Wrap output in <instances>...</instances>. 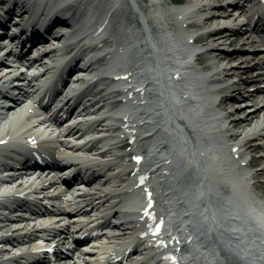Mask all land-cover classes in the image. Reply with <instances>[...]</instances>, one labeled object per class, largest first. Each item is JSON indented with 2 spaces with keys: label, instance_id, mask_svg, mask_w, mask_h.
<instances>
[{
  "label": "bare ground",
  "instance_id": "obj_1",
  "mask_svg": "<svg viewBox=\"0 0 264 264\" xmlns=\"http://www.w3.org/2000/svg\"><path fill=\"white\" fill-rule=\"evenodd\" d=\"M5 1L7 7L4 6L0 16L3 19L11 17L12 20L19 16L23 17L25 36L42 40L47 38L53 19L58 17L63 19V13L59 12V7L70 0ZM187 2L188 4L184 7L178 6L166 9L163 7L162 0H151L153 10L150 17H148L146 16L147 9L144 6L141 7L139 0H103L101 10L104 14L99 18L98 23L105 21L97 24L96 27L93 26L95 31H92L94 33L91 37L89 36V40L95 42L94 39L98 40V35L103 29L111 30V27L116 25L114 21L116 19L119 24L114 29L113 39H106V46L103 45L104 42L101 39L97 41V44L100 46V53H108L113 47L118 50L112 54L110 59L106 60L108 65L106 64L103 67L104 69H100V71L103 70L102 76L97 77L99 71L95 67L97 64L103 66L104 61H102V58L93 60L85 69L92 76V81L96 77L98 78L95 79V83L89 84L90 92L88 90L81 92L78 97L67 94L66 106L74 110L69 116L70 121L62 123L61 126H67L65 130L61 131V134L64 135L62 137L65 138L50 137L51 133H49L47 134L49 140L42 139L45 134L41 132L37 134V130L34 132L33 126L24 128V126H27L24 120L26 115H21V112L15 110L13 112L16 113L12 119H8L6 123L0 122V160L4 158L2 162L7 165V159L14 156L17 150L16 147H24L26 150L33 147L48 150V147H50L52 149L51 153L55 156L59 155L65 163L71 165L67 167L68 169L73 168L79 174L82 172L81 175H85L84 179L88 181L97 177L100 178L101 170L114 167L123 168L119 173H116L115 169L110 174L108 172L109 176L102 185L108 188L105 190L102 187L90 189L89 192L84 193L88 203L79 202L69 210L70 212L62 214L65 216L72 214L71 217L75 222H78L77 227L91 229L93 223L99 224L98 230L96 229L97 238L93 240V243H96L99 247H97L98 249H90L93 258L102 255L106 259L111 251L124 252L128 237L131 234L133 236L131 235L132 240L130 241L132 242L130 245L133 242H139L140 244L141 241L145 240L142 244L145 246V251L152 250L161 253L164 250L170 251L173 249L175 252L179 245L188 244L187 237L184 238L182 232H186V230L181 229L179 231L180 236L183 237L180 242L176 240L174 244H169L171 240L174 241L175 239L171 237L166 226L174 227L172 231L176 232L181 227L192 225V221L197 218L198 221H195L194 225L198 223V226L196 228L192 227L200 233L202 252H207V254L209 251L213 252L215 246H218L217 241H222L230 250V255L235 259L230 256L222 259L212 258L211 260L201 257L198 258L197 264H258L257 262L261 263V261V264H264V203L254 201L253 197L249 198L247 194L248 180H254L253 190H260L261 193H264V183H260L261 177L264 176V153L260 157L250 158L246 165L247 167L256 168V171L244 178L235 177L237 181L239 180V186L234 187V189L231 188V193H228V196L223 195L227 193L230 187L225 184V181L228 180L227 170L231 156L229 151L236 149L238 151L236 153L237 158L234 159L239 161L245 159L247 154H253L264 149L261 142H254L259 137L264 139V99L262 101H252L244 96V100L250 103L247 102L243 106H234L231 109L222 106L228 103L229 93L235 91L236 83L220 77V74L232 77L234 74L233 68L225 66L219 69V65L223 62L232 63L240 57L237 56L239 54L237 50L226 53L218 45L216 46V44L223 45L226 41H230L231 45H241L244 48L245 45L255 42L252 36L247 34L248 30L245 31L246 34L240 30L244 26L243 22L240 21V17L227 14L226 10L215 5V2L207 3L212 8L199 6L198 0L196 2L195 0H187ZM74 3H78V1L75 0ZM98 6L92 4V12H90L92 15L88 14V16H100L102 13L99 15ZM259 7L261 11L255 19V23L257 27H262L264 26V5L260 4ZM193 9L199 14L208 10L222 11L224 14L216 16L212 13L200 19L199 22H193L192 20L188 22V19H192ZM13 11L16 14L9 13ZM116 12H118V16ZM184 16H188V18H185L186 21L183 18ZM139 18L142 26L138 23ZM89 21L91 22V19ZM88 22H85L86 26L80 29V36L82 32H88L87 28L90 25ZM186 22L187 24H185ZM61 24L65 25L67 21L62 20ZM197 26L202 31L206 30L205 27H211L210 30L203 32L196 38L197 42L207 47L205 51L200 53L196 52V48L198 50L199 47L191 46L189 42V39H191L189 29ZM62 29L64 28L60 27L58 31ZM175 29H179V31ZM65 31H70V29L65 28ZM103 33H106V31ZM8 44L13 46L11 42H8ZM41 45L50 46L49 41L44 40ZM80 52H76V54L78 55ZM253 52H256L255 48ZM49 53L55 57L65 56V50L63 52L61 50L49 51ZM213 53L215 57L211 60L208 56H212ZM74 59L64 64L63 74L57 81L58 86L64 80L66 73L68 74V70L72 68ZM53 63L57 65L58 60H54ZM263 66L264 60L262 59L257 60V63L249 68H263ZM42 67V72L34 76L38 79L37 82L45 78L48 79L56 70V67ZM125 67L129 71L124 70L123 72L122 69ZM85 70H80L77 73H83ZM213 70L215 72L211 79L210 77L197 75L201 74L202 71L211 72ZM120 73L126 74L127 77H122L123 75ZM126 79L127 81H125ZM207 81L221 85L214 88L206 85ZM241 81L243 83L248 82L245 78ZM125 82L126 84H124ZM85 83L88 84L89 82ZM260 90L264 93L263 84H257L252 92ZM19 91L21 96L28 98L25 90L20 89ZM78 91L81 90H76V92ZM86 92H88V96H86ZM129 95H132L136 104H132L134 105L131 115L133 118L131 120L128 118L129 120L126 121L125 118L128 113L123 118L117 117L114 114V108L130 103L132 99ZM120 96H128V100L124 102L123 99H118ZM217 96H219L218 99ZM79 103L80 105H78ZM16 104L18 108L24 105L20 101H17ZM82 105L85 106L83 112L90 109L87 115H98L106 109L109 111H106L107 115L101 114L100 117L92 120L79 119L80 114L76 116L75 111ZM217 108L222 109L221 113L217 114L221 115L218 119L215 116ZM123 110L127 111V109ZM223 111L225 113H222ZM243 113H245L244 116ZM128 117L130 116L128 115ZM71 118L74 120L71 121ZM226 120H229V122ZM106 121H112V123L102 125V129L96 127ZM225 122H227V125L224 124ZM120 123H129L128 127L133 128V130L131 133L125 130L122 131L118 137H115L111 143L106 145L108 147L100 148L99 154L104 158L110 157L111 159L91 160L89 157L80 154V152L69 155L66 150L76 149L75 151H78L80 149L81 151L82 147L92 148L101 142H106L108 137H92L90 133L93 131L99 133V130L110 134L115 133L121 130ZM72 135L74 138L77 137V141H73ZM83 141L85 142L82 144ZM209 144L212 146L211 149H209ZM63 147L65 149H61ZM126 149H130V151L122 155L117 153V151ZM136 157L138 160H136ZM32 160L34 162L43 161L38 156L32 158ZM186 163L195 165L197 171L193 170L195 168L184 167ZM147 166L150 168H147ZM151 168L153 169L151 173H143L144 170L148 171ZM172 170L173 173L170 172ZM108 171H111V169ZM235 171L237 170L235 169ZM168 174H174V176L169 178L167 177ZM241 175L239 174V176ZM126 177L128 180L133 178V181L128 182L127 185L119 186L121 182H118L117 179L122 181ZM127 179L125 180L127 181ZM142 181L146 185L137 188V198H135L137 203L134 202L133 206L129 207L130 209L127 208L125 213L115 206L113 212H95L94 214H98L97 217L94 219L91 217L89 210L93 211L97 208L96 211H100L105 205L104 200L121 198L126 194L130 196L126 191H119L120 188L125 190L130 184L133 183L132 186H136ZM152 191V195L157 196L158 200L152 199V197L149 199L148 194ZM165 191L171 192L173 195L167 194L165 196L163 193ZM184 194L189 195L187 201L194 202L190 209H194L195 204L198 203L207 210L206 215L210 220V224L213 225V236L217 240L210 238L207 234V230L203 226L205 222L201 216L196 218L188 217V215L182 216L181 214H175V217L171 216L172 208L175 209L174 205L176 203L183 205L181 200L184 199ZM153 201H155V206L151 208L149 205ZM161 201L167 202L168 212H166L167 204L164 206L160 203ZM107 203L111 204L109 201ZM160 209L168 213V216H170L169 221L162 217L163 213L161 214ZM112 214H117L118 220L113 221L111 219ZM87 216H90V218L87 219ZM42 218H44L43 220L46 219L44 216ZM213 218H218V223L227 228L218 227ZM50 220L56 219L51 218ZM200 221L201 224H199ZM183 224H186V226ZM102 226L106 229H101ZM143 226L150 230V234L155 229L158 230V233L138 239L142 233L135 232H138V229H142ZM114 232L117 234L114 235ZM234 235L239 236L241 240L239 244L243 246L244 251H240L238 246L231 242L235 238ZM41 239L34 241L37 243ZM132 251H126V253L130 255ZM174 252L173 257H175ZM131 257L135 260L133 264H146L145 259L142 262L138 261L140 258L138 254Z\"/></svg>",
  "mask_w": 264,
  "mask_h": 264
},
{
  "label": "rangeland",
  "instance_id": "obj_2",
  "mask_svg": "<svg viewBox=\"0 0 264 264\" xmlns=\"http://www.w3.org/2000/svg\"><path fill=\"white\" fill-rule=\"evenodd\" d=\"M139 1L141 2V7L144 6L147 9L146 16L150 17L151 12L153 10L152 7H151V1L150 0H139ZM174 1H176L179 4L180 3L187 2V0H174ZM162 2H163L162 3L163 4V7L166 8V9L174 8V7L177 6L176 4H174L175 2H173L172 0H162ZM138 23L141 24V26H142V23H141V19L140 18H139V22ZM118 24H119V22H117V24L113 27L111 35H114V29L116 27H118ZM205 28H206V30L204 29L202 32L208 31V29L211 28V27H205ZM175 30L176 31H179V29H175ZM240 30L246 34L245 31L247 30V28H246V26H242ZM247 34H249V36H250L251 35V32H248ZM211 44H212V42H211ZM217 45H218V47L221 48V50L225 51L226 53H232L234 50L239 51V54H237V56L240 57L238 60H236V61H234L232 63H227V62L224 63L223 62V63H221V65H219V69H221L222 67H225V66H228V67H232L233 68L234 74H233L232 77H226L224 74H220V77L222 79H224V80H227L228 79L229 81L236 83L235 91L229 93V96L228 97H230V98H228V103L226 105L224 104L222 106L223 107L225 106V108H229V109L233 108L234 106H243V105L247 104V102H249V101H245L244 100V96H247V98L251 99L252 101L253 100H255V101H262L264 99V93H263V91L262 90L257 91V92H252V91H253V89L255 88V86L257 84H261V85L263 84L264 85V69H263L264 66H263V68L262 67L249 68V67L255 65L257 63V60L258 61L259 60H262V59L264 60V53H262V52H253V50H251L253 48L252 47L253 43L252 44L245 45L244 48L241 45H231L230 44V41H226L223 45L216 44V46ZM199 49L200 50H204V49L206 50L207 47L201 45L199 47ZM213 55H215V54L213 53L212 56L211 55L208 56L209 59L213 60L212 58L215 57ZM209 62H210V60H209ZM197 67L201 68L200 66H197ZM214 72H215L214 70L211 71V72H204V71H202L201 74H199V76H206V77H210V79H211V76L214 75ZM243 78H245L248 82L243 83L241 81ZM206 85H209V86H212L214 88H217L221 84H212V83H209V81H207V84ZM89 88H87L85 90H88L90 92L91 90ZM236 88H237V90H236ZM85 94H86V96H88V92H86ZM83 98H85V97H83ZM218 98H219V96H217V99ZM84 107L85 106L82 105L81 107L77 108V110L75 111V115L76 116L78 114H80L79 119L92 120V119H94L96 117H100L101 114L107 115L106 113L109 111L108 109H106L105 111H102V113H99L98 115H87V113H88V111L90 109L88 111H86V112H83L82 110H83ZM217 109H219V108H217ZM67 110L68 109L65 108L63 110V113L67 112ZM115 110L116 109L114 108V111ZM219 110L222 111L221 108ZM71 112H72V109H71ZM222 113H225V111H223ZM244 115H245V113H243V116ZM67 119L69 120V118H67ZM68 120H66L65 123ZM72 120H74V119L71 118V121ZM227 122H229V120ZM107 123H112V121L103 122V123L97 125L96 127L98 129H102V127H103L102 125H105ZM120 124H121V128L122 129L120 131H118V132H115V133H111L110 134V133L103 132L101 130H99L100 131L99 133H97L96 131H93L92 133H90V135H92V137H94V136H96V137H108V139H107L106 142H103V143L101 142L100 144H97V146L92 147V148L82 147V150L81 151H80V149L78 151H75L76 149H66V150L69 152V155L77 154V152H80V154H83L84 156L89 157L91 160H101V159L104 160V159H108L110 157H105L104 158V157H102L99 154L100 153V148H103V147L106 148V147H108L106 145L109 144V143H111V141L114 140L115 137H118V135L122 131L125 130V131L131 133V131L133 130V128L127 127V125H128L127 123H120ZM66 127L67 126H64V127H61V128L58 127L55 132L50 131L51 132L50 135L53 136V137H56L57 139L65 138V137H62L64 135L61 134V131L62 130H65ZM236 130H239V129H236ZM72 137H73V135L71 136V138ZM72 139H73V141H77V137H75V138L73 137ZM84 142L85 141H83L81 143L83 144ZM254 142H261L262 145H264V139L262 137H259V138L255 139ZM61 149H65V148L63 147ZM129 151H130V149H126V150H123V151H117V153L119 155H122L123 153L129 152ZM263 153H264V149L259 150L257 152H254L253 154L252 153L251 154H247L246 157H245V159H241V160H239V162L240 161L241 162H247V164H248V161L250 160V158H252L254 156L255 157H260ZM229 154L231 155V157L237 158L236 157V151H234V150L231 149V151H229ZM231 160H232V162H235V163H237V161H238V159H237V161H236V159H234V160L231 159ZM246 168L248 169L247 171H248L249 174L254 173L256 171L255 170L256 168H253V167H246ZM110 169H111V171H108ZM113 169L116 170L118 168L117 167H114V168H108L105 171L104 170H101L103 176L101 175V177L99 178L100 179L99 180L100 183L98 185L100 187H102L103 190H105L106 188H108V187L102 186V184L105 182V180H104V178L106 177L105 175L108 174V172L110 174V172L114 171ZM104 172H106V173H104ZM116 175H118V174H116ZM108 176L109 175H107V177ZM125 179H127V177L124 178L122 181H120V179H117V181L118 182H121L122 185H123V184H126L129 181L128 179H127V181ZM247 183H248L247 194H248L249 198H252L253 197L252 199L254 201L264 203V193H261L260 190H253L254 180H248ZM260 183H262V184L264 183V176L261 177ZM228 193H231V190L228 189L227 193H224L223 195L226 196ZM183 196H184V199L181 200L182 203H183V205L181 203L180 204L176 203V205H177L176 209L173 208L174 209V213L176 215H180L181 214L183 216L184 214L186 215L187 213H190L191 214V212L190 211L187 212V210H189V207H191L192 205H194V202H190L189 200L187 201V197L189 195L187 196L186 194H184ZM185 201H187V202H185ZM161 203H162V201H161ZM185 207H187V208H185ZM96 209H94L93 211L90 210L91 215H92L91 217H93V218H94V213L95 212H100V211H96ZM114 209L115 208H112L111 205H109L108 203L105 202V205L101 209V211H106V212H111L112 211L113 212ZM193 212H195V214H197V216H194V218L199 217V216L205 217V212L203 213V206H201L198 203L195 204V207H194V211ZM111 216H112V218H111L112 220H118L117 214H112ZM104 229H106V228H104ZM100 231L101 230H99V232ZM179 231H180V228H179L178 232ZM233 237H235V238H233L231 242H234L233 244H235L236 246H238V248L240 249V251H244L243 250L244 249L243 246H241V244H239V242H241L239 236L238 235H234ZM210 238L215 239L213 235H210ZM215 240H217V239H215ZM199 241H200V238H198V242ZM201 241H202V239H201ZM217 242H218V246H215V249H213V252L209 251L208 254H207V252H205V253L202 252V253H200L201 256L202 257L205 256L204 259H206V260H211L212 258L222 259L223 257H226V256H230L231 258H233L230 255V250L227 249V247L224 245V243L222 241H217ZM201 250H202V248H201ZM257 263L258 264H261L262 261H261V263L260 262H257Z\"/></svg>",
  "mask_w": 264,
  "mask_h": 264
}]
</instances>
